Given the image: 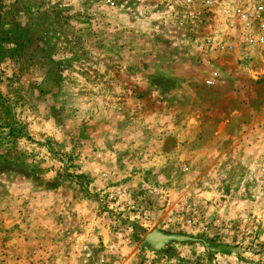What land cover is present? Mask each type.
<instances>
[{
  "label": "rangeland",
  "instance_id": "rangeland-1",
  "mask_svg": "<svg viewBox=\"0 0 264 264\" xmlns=\"http://www.w3.org/2000/svg\"><path fill=\"white\" fill-rule=\"evenodd\" d=\"M161 2L0 1V264H46L41 209L76 264H264V53L201 51Z\"/></svg>",
  "mask_w": 264,
  "mask_h": 264
},
{
  "label": "built area",
  "instance_id": "built-area-1",
  "mask_svg": "<svg viewBox=\"0 0 264 264\" xmlns=\"http://www.w3.org/2000/svg\"><path fill=\"white\" fill-rule=\"evenodd\" d=\"M160 5L155 6L154 20L189 27L193 31L190 40L199 43L201 51L212 42L211 26H221L224 34L215 48L244 58L264 53V0H162ZM208 84L213 85L214 79ZM151 216L150 210L142 213L145 220ZM135 217L142 218L139 212ZM144 264L153 263L147 260Z\"/></svg>",
  "mask_w": 264,
  "mask_h": 264
},
{
  "label": "crops",
  "instance_id": "crops-1",
  "mask_svg": "<svg viewBox=\"0 0 264 264\" xmlns=\"http://www.w3.org/2000/svg\"><path fill=\"white\" fill-rule=\"evenodd\" d=\"M65 214L60 210L41 209L23 215L26 222H23L22 228L25 237H27V241H23V244L27 246L29 252L34 250L39 254L43 253L41 259L46 264L77 263L79 257V253L75 252L77 244L73 245L68 240L66 241L67 234L69 233L71 239L72 232L60 225L62 218H65ZM74 227L76 228V226ZM88 261L91 264H96L94 259Z\"/></svg>",
  "mask_w": 264,
  "mask_h": 264
},
{
  "label": "water",
  "instance_id": "water-1",
  "mask_svg": "<svg viewBox=\"0 0 264 264\" xmlns=\"http://www.w3.org/2000/svg\"><path fill=\"white\" fill-rule=\"evenodd\" d=\"M151 238H152L151 241H152V243H153V245H154L155 248L158 249L159 247H161V244H162L161 243L162 242L161 241V236H159V235L156 234V235H152Z\"/></svg>",
  "mask_w": 264,
  "mask_h": 264
},
{
  "label": "trees",
  "instance_id": "trees-1",
  "mask_svg": "<svg viewBox=\"0 0 264 264\" xmlns=\"http://www.w3.org/2000/svg\"><path fill=\"white\" fill-rule=\"evenodd\" d=\"M1 1V0H0Z\"/></svg>",
  "mask_w": 264,
  "mask_h": 264
}]
</instances>
